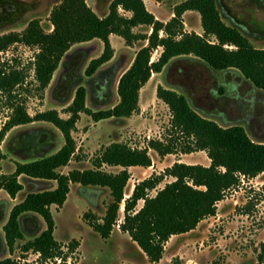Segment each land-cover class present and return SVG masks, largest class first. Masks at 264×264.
Here are the masks:
<instances>
[{"label": "trees", "instance_id": "16d2710c", "mask_svg": "<svg viewBox=\"0 0 264 264\" xmlns=\"http://www.w3.org/2000/svg\"><path fill=\"white\" fill-rule=\"evenodd\" d=\"M186 12L199 15L201 36L184 32L182 17ZM172 15L168 22L163 23L146 10L143 0H111L107 15L98 17L86 0H60L48 17L49 33L44 32L38 20H32L20 33L0 35V54L15 45L37 50L33 65L40 91L49 86L62 60L76 45L101 41V55L91 60L84 72L87 78L93 79L98 70L113 58L114 50L109 41L111 35L121 38L127 47L143 43L130 67L119 78V102L111 109L90 111L85 106L86 90L78 87L72 102L65 109L67 119L60 118L56 111L30 117L19 106L3 125L0 144L13 128L33 123L49 124L63 138V145L56 153L32 162L17 163L12 174L0 175V191L10 199H15L23 190L19 177H23L28 185L56 184L54 189L28 193L10 210L2 227L3 241L10 252L18 241L23 240L25 223L32 221L29 232L33 239L22 246V252L37 253L42 261L64 256L61 245L53 237L55 224L51 207L61 208L67 200L70 186L76 185L83 190H107L112 199L101 220L84 215V220L94 232L108 239L116 225L120 205L124 202L119 230L128 235L149 263L158 264L171 237L187 234L204 219L215 216L217 204L227 192L239 185L241 178H254L264 173V143L252 141L243 127L225 122L220 115L218 117L224 125H218L205 110L194 105L192 95L179 85L166 83L165 78L168 68L183 62L206 70L216 81L214 89L208 91L214 102L228 99L232 86L226 80L227 76L246 85L251 94L264 93V50L254 49L239 30L223 23L217 0H186L172 9ZM136 28H146L147 32H134ZM158 49L161 50L159 57L152 61V54ZM160 73H164L167 88L158 86L156 98L170 112L171 136L163 141L151 140L143 150L113 143L95 159V169L61 175L58 170L66 167L75 155L76 145L71 133L80 114L88 115L94 122L131 117L139 110L140 90L153 74ZM22 81V73L7 72L0 64L1 94L10 95ZM148 150L159 157L204 152L210 163L208 167L175 163L162 175L152 176L135 185L131 195L124 200V190L130 179L128 169L149 168L151 159ZM3 159L0 150V161ZM103 166L120 168L121 171L108 174L101 170ZM164 177L172 178L173 182L150 197L149 193L157 189ZM139 201H143V206L136 210ZM36 216L45 225L37 236L34 234L40 223ZM75 247L74 242L68 250L73 251ZM62 258L65 260L66 256ZM0 264L19 262L2 259Z\"/></svg>", "mask_w": 264, "mask_h": 264}, {"label": "rangeland", "instance_id": "374dc122", "mask_svg": "<svg viewBox=\"0 0 264 264\" xmlns=\"http://www.w3.org/2000/svg\"><path fill=\"white\" fill-rule=\"evenodd\" d=\"M157 1L152 0L151 6L146 2L145 7L160 20H166L172 9L186 0ZM59 2L60 0H0V35L20 33L32 20H38L44 32L49 33L51 26L48 17ZM110 2L111 0H86L98 17L107 15ZM217 6L225 25L239 30L254 49L264 50V0H217ZM183 22L187 30L202 35L197 13L183 16ZM136 32L145 33L147 29L138 28ZM110 44L114 50L113 58L110 64L98 70L94 81L87 78L84 72L89 62L102 53L103 46L99 40L71 48L44 91L38 89L35 81L33 64L36 49L15 45L0 54V64L4 65L7 72L17 71L23 75V81L10 95L0 93V130L19 106L30 117L46 111H56L60 118L67 119L65 109L72 102L78 87L85 88V106L92 112L107 111L117 105L119 78L130 67L143 43L127 47L121 38L113 36ZM160 52V49L153 52L152 61L158 59ZM165 78L166 83L179 85L188 95H192L194 105L205 110L218 125H224L222 117L229 124L243 127L252 141L264 143V93L251 94L246 85H241L235 79L232 81V77L227 76L226 80L232 86L228 99L214 102L208 91L214 89L216 81L206 70L190 67L183 62L174 63L168 68ZM166 83L164 73L153 74L139 92V110L129 118L94 122L88 115L80 114L71 133L76 145L75 155L66 167L58 170L59 173L67 175L71 171L95 169V159L104 148L113 143L143 150L151 140L163 141L169 138L170 112L156 98L157 87L167 88ZM62 145L61 133L49 124L33 123L13 128L0 144L4 155V159L0 161V175L12 174L17 163H28L52 155ZM148 156L151 159L149 168L128 169L130 179L124 190V200L131 195L135 185L152 176L162 175L175 163L204 167H208L210 163L204 152L159 157L148 150ZM101 170L108 174L121 171L120 168L106 166ZM171 182L172 178L164 177L149 196L154 197L157 191ZM19 183L23 190L15 199L0 192V260L45 264L42 260H36L33 252L24 253L21 249L33 239L29 232L33 226L32 221L25 223L24 238L15 244L12 252L4 244L2 227L10 210L28 193L54 189L56 184L28 185L24 178ZM70 187L64 205L61 208L51 207L55 224L53 237L66 256L65 260L62 258L64 256L59 258L60 264H151L136 244L129 240L128 235L119 230L123 221L124 202L120 205L112 235L103 239L83 217L88 214L92 217L90 219L101 220L112 201L109 192L96 188L83 190L76 185ZM142 206L143 201H139L136 210ZM37 219L40 225L34 234L36 236L45 229L43 221L39 217ZM74 242L75 249L69 251V245ZM263 243L264 173L254 178H241L239 185L227 192L217 204L215 216L204 219L187 234L171 237L158 264H264ZM46 264L58 263L51 259Z\"/></svg>", "mask_w": 264, "mask_h": 264}, {"label": "crops", "instance_id": "0c3cea01", "mask_svg": "<svg viewBox=\"0 0 264 264\" xmlns=\"http://www.w3.org/2000/svg\"><path fill=\"white\" fill-rule=\"evenodd\" d=\"M156 2H158L157 0H155ZM143 2H144V5H145V3L147 2L150 6L152 5V0H143ZM147 10V9H146ZM148 11V10H147ZM149 12V11H148ZM189 13H193V12H186L183 16H186L187 14H189ZM152 14V13H151ZM153 15V14H152ZM126 16L127 17H129L130 16V14H126ZM154 16V15H153ZM172 12H170L169 14H168V17H167V19L166 20H160L156 15L154 16L157 20H159V21H161V22H163V23H166V22H168L171 18H172ZM183 18V17H182ZM183 24H184V26H185V29H184V32L185 33H191L189 30H187V26H186V24L183 22ZM138 28H136V29H134L133 31L134 32H136V30H137ZM195 32V34H197V35H199V36H201V33H198V32H196V31H194ZM113 36L114 35H111L110 37H109V41L111 42V40H112V38H113ZM92 42V41H91ZM90 43V42H89ZM111 62V61H110ZM110 62L109 63H107V64H105V65H103V66H107L108 64H110ZM137 168H139V167H134V168H130V169H137ZM141 169H143V168H141ZM21 178H23V177H19L18 178V181L21 179ZM70 190H71V187H70ZM1 192V191H0ZM3 192V191H2ZM70 193V192H69ZM6 194V193H5ZM7 195V194H6ZM69 195V194H68ZM17 197V196H16ZM23 199H21V201H22ZM20 201V202H21ZM19 202V203H20ZM112 235V234H111ZM130 240V239H129ZM144 258L145 259H147L146 258V256L144 255Z\"/></svg>", "mask_w": 264, "mask_h": 264}, {"label": "built area", "instance_id": "2783aa9c", "mask_svg": "<svg viewBox=\"0 0 264 264\" xmlns=\"http://www.w3.org/2000/svg\"><path fill=\"white\" fill-rule=\"evenodd\" d=\"M35 254V256H36V260H41V258H40V255L39 254H37V253H34ZM51 259H49V260H46V261H44V263L46 264V262H49ZM54 261H56V263H58V264H60V262H61V259H59V258H54ZM17 262H19V264H25L24 263V261H17ZM36 264H38V263H36ZM43 264V263H42Z\"/></svg>", "mask_w": 264, "mask_h": 264}]
</instances>
